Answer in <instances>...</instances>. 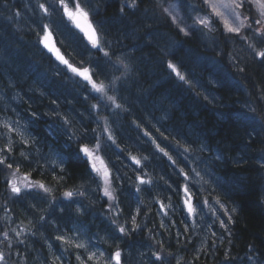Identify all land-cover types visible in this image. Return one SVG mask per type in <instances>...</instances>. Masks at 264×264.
I'll return each instance as SVG.
<instances>
[{
	"label": "clouds",
	"instance_id": "obj_1",
	"mask_svg": "<svg viewBox=\"0 0 264 264\" xmlns=\"http://www.w3.org/2000/svg\"><path fill=\"white\" fill-rule=\"evenodd\" d=\"M0 264H264V0H0Z\"/></svg>",
	"mask_w": 264,
	"mask_h": 264
}]
</instances>
